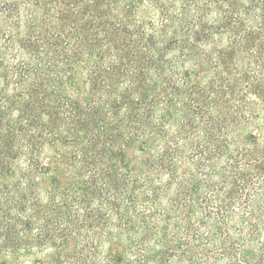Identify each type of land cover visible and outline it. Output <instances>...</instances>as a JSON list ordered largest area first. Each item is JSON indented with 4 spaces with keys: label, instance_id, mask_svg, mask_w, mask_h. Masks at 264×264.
I'll use <instances>...</instances> for the list:
<instances>
[{
    "label": "trees",
    "instance_id": "16d2710c",
    "mask_svg": "<svg viewBox=\"0 0 264 264\" xmlns=\"http://www.w3.org/2000/svg\"><path fill=\"white\" fill-rule=\"evenodd\" d=\"M0 264H264V0H0Z\"/></svg>",
    "mask_w": 264,
    "mask_h": 264
}]
</instances>
